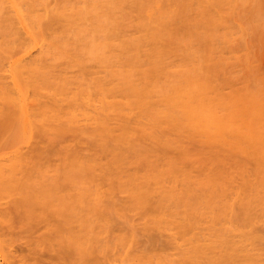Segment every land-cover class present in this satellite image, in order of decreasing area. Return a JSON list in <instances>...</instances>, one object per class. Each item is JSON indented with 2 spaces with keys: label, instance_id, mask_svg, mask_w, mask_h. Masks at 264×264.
Instances as JSON below:
<instances>
[{
  "label": "bare ground",
  "instance_id": "obj_1",
  "mask_svg": "<svg viewBox=\"0 0 264 264\" xmlns=\"http://www.w3.org/2000/svg\"><path fill=\"white\" fill-rule=\"evenodd\" d=\"M250 1L0 0V151L11 129L24 130V141L38 138L29 152L18 147L0 158V206L11 203L0 207V227H12L13 213L45 225L62 264H264L256 227L264 222V84L257 95L233 87L231 63L242 59L224 54H237L239 30L250 39L234 24L238 14L251 15L241 12ZM35 47L37 56L25 59ZM87 60L104 75L89 77ZM59 63L80 74L56 71ZM224 131L245 138L230 147L233 135ZM69 136L83 137L91 152L80 153ZM133 212L171 230L176 252L129 253ZM118 217L126 223H114ZM4 238L0 252L13 243ZM11 257L0 264H13Z\"/></svg>",
  "mask_w": 264,
  "mask_h": 264
},
{
  "label": "rangeland",
  "instance_id": "obj_2",
  "mask_svg": "<svg viewBox=\"0 0 264 264\" xmlns=\"http://www.w3.org/2000/svg\"><path fill=\"white\" fill-rule=\"evenodd\" d=\"M252 1H250V2L253 5L248 3L247 7L246 6L243 7L242 11L241 10L240 11L243 12V13L246 12L245 14H247V12H248L249 14L252 15L251 11H249L247 8H249L250 5H251L252 8H255V7L259 8L260 5H261V7H260L261 9L259 8L260 10L258 12H259L260 17H264V16H261V14H260L261 10L264 11V6H262L264 4L261 3V2H264V0H254L253 3H252ZM256 1L258 3H256ZM246 4H247V2H246ZM257 4H258L259 7L257 6ZM253 6H255V7H253ZM251 7H250V10H252V12L255 11V13L258 14V12H257L258 9L255 8L256 10H253V9H251ZM223 8H225V6ZM244 8H245V12L243 11ZM227 9H229V8L227 7ZM237 10H239V9H237ZM262 11H261V13L264 14V12H262ZM233 12H236L235 8L233 9ZM241 12H239V13H241ZM255 13H253V14L256 15V19L257 20H255V16L253 17L254 18L253 19L251 17V15L249 16L247 14V16L241 17V15H243V14H240V16H239L238 13H235V14H238L237 17H236L238 21H236V20H235L236 22L233 21V22H235L234 23L236 25L235 27L238 26L241 29V26H242L243 30H244V28H247L246 31H248V32L245 31V36H244L243 33L242 34L246 38H248L249 37L248 34H250L251 36L249 38L251 39V37L253 36V38H252L253 41L250 42L251 41L250 39L244 40L243 38H238V37H241L240 32H243V31H240L238 29L239 30L238 33L236 32L233 35V36H235L234 37L235 38V42L232 41V44H233V42L236 44L234 48L238 47L237 48L238 51L236 50L237 54L232 52V47H233L234 44L232 45L231 50H230L232 53L230 54V52L225 51L224 54L227 53V55H225V57L227 56L226 58H228V60H227L228 62L230 61L229 59L234 57L232 54L237 55L238 58L241 57L240 59H242V60L238 59L240 62L237 61L236 58H235V60L237 61V63H241V64H242V62H244L242 65L244 66V64H245V66H246V69H244L245 66L244 67L240 66L241 64L240 65L239 64H233V63H236V62L231 63L232 65L230 63L229 64L227 63V65L234 66L233 67L234 69L232 67L231 68L233 69L232 71H234V75L236 76V78H235V76H231V73H232V72L230 73L231 69L229 70V72L226 71L227 75H225V77H229V76L234 77L232 79H234V81L236 80V82L232 83L233 87H236V88L238 87V89L241 91V88H239V87H242V86L244 87L245 86L244 88L242 87L243 89H245L248 86V88H246L247 90L250 89V91L251 90L255 91V89H257V91H256V95H257L261 90H264V89H262L264 87H262V85H261V84H264V41H262V40H264V36H261V35H264V30H262V29H264V26H262V25H264V20H262L260 22L261 18L259 19V15L255 14ZM257 16H258V18H257ZM245 17H248L249 20H248V18H246V20H245ZM251 18L254 20V23H253V20ZM262 19H264V18H262ZM244 20L246 22L247 21H249V22L246 23ZM241 21H243V22H241ZM256 21H257V24H256ZM250 23L254 24V25H251ZM258 23H261L260 27L262 26L261 27L262 29L260 28V32L261 33L258 32L259 31V29H258L259 28L258 27L259 24ZM234 24H233V26H234ZM246 25L249 27V30H248V27H246ZM243 26H244V28H243ZM256 28L258 30H256ZM254 29L257 31V33L255 32ZM235 31H237V30L235 29ZM249 31L251 33H249ZM92 32H93L92 34H94V31H92ZM128 33H134V31L131 29V27L128 28ZM254 34L258 35L257 36L258 38H256V40L258 39L257 40L258 43H255V44H253V42L255 41L254 38L256 37V35H254ZM259 34H260V36H259ZM260 37L262 38V40H261ZM232 39H233V37H232ZM1 40L2 39L0 37V42H1ZM243 40L246 41V43H248V42L251 43V47L250 48H249L250 45L247 44L248 50H247V48H245L246 45L244 44ZM238 42H239V44L241 46H239V44H237ZM256 44H258V45H256ZM242 46H245V47H242ZM227 50H229V49H227ZM39 51H40L39 47H35L24 58L25 59H29V58L35 57V56H37ZM233 51L235 52V50H233ZM246 53H249V55L246 54ZM250 53H251V55H250ZM228 54H229V56L231 58L228 57ZM16 55H18V54H16ZM19 55L21 56V54H19ZM20 56H18V57H20ZM18 57L16 56V58H18ZM251 57H253V60H252ZM245 59H247V60H245ZM248 59H251V61L250 60L248 61ZM232 60L235 61L234 58L231 59V62H232ZM87 61H88L87 62V66H88L89 77H93V76L102 77L104 75L103 70L100 67H98V65L95 64L94 61H91V60H87ZM250 62H252V63H250ZM4 63H6V60L4 61ZM249 63H250V66H249ZM58 65L59 66L57 67L56 71H60V70H63V69L66 68V65L64 63H59ZM229 68H230V66H229ZM246 71H247V76L245 75ZM66 72H67L66 73L67 76L76 77L77 75L80 74V69H79V67H68V68H66ZM2 73L3 74L4 73L7 74L6 70H5V72H2ZM259 86L262 87V88L260 87L261 88V89H259L260 91L258 90ZM251 88H255V89H251ZM230 89H231V87L229 85H226L224 91L226 93H229ZM254 91H253V93H254ZM261 93H264V92H261ZM220 113H222V112H220ZM237 121L235 120L236 124L233 121H232L231 124L234 123L235 127L240 125L242 130H243L242 132H244V131L246 133L248 132L249 133V134L247 133L248 136L245 134V132L241 133V134L246 135V139L248 137L250 138L251 135L253 136L252 131H250L246 127H244L245 125L243 124L244 123L243 121H240V120H237ZM234 124H233L232 127H234ZM18 128L19 127H17L16 129L15 128L11 129L12 131L9 130L5 135H3V139H2V143H1L2 150L0 151V158H6V157L10 156L14 152V150L17 149L18 147H20L24 152H29V150L31 148H33L32 146H34L36 144L35 142H37L38 138L35 135L33 137L29 138L28 140L24 141L26 139V134H24V130H22L21 128H19V129ZM20 131H21V134H20ZM228 132L226 133L224 131V133H226V134L223 133L222 135H224V136L225 135H227V136L233 135L234 137L236 136V135L232 134V132H229V133ZM219 133H222V132L219 131ZM215 135L217 136L218 132H216ZM220 136L221 135H219V137ZM233 136H231L232 138L231 137L230 138L235 143L233 141L230 142L231 143L229 145L230 147L232 145L233 146L237 145V143L240 144V142H242L241 140H244V138H245V136H243L244 137L243 138L240 135V136H238V137H241L239 139L240 141L239 140L235 141ZM221 137H222V140L224 141L223 136H221ZM238 137H235V138H238ZM212 138L211 139L208 138L207 140H205L207 142L211 141L210 142L211 146L209 145L210 143L208 144L209 147H212V142L214 141V140H212ZM217 138L218 137H216V139ZM230 138L229 139L227 138V140L230 141ZM21 140H22V142H21ZM219 140L221 142V139L218 138L216 140L217 142L214 143V144L217 145ZM18 141H20V142H18ZM85 141L86 140L83 137L81 139H74V138H72L70 136L66 140L67 143L71 144L74 147H77L78 150L80 151V153H82L83 155L84 154H88V153L91 152L90 147L88 148L86 146L87 143ZM198 142H199L198 146H201V147L205 146L204 144L206 142H204V140H203L204 144L201 143L199 140H198ZM214 144H213V147H215ZM221 144H220V147L222 146L221 148H223V147L224 148H226V147L228 148V145H227L228 143L224 144V145H226V147L223 144L222 145ZM208 145H206L205 147H207ZM218 147H219V145H218ZM104 161H105V158H102L101 162H104ZM58 163H59V157L57 155L53 156L51 161H50V164L52 165V167H53V165L58 164ZM227 163H228L227 164V168H228L229 172H231V174L233 176H236L233 164L230 162V160L227 161ZM199 166L201 168V165H198V164L195 163L194 170L196 172L199 169L198 168ZM250 167L252 168V165H249V169H251ZM236 179H237V181H239L238 176H236ZM117 199L120 202H122V201L127 200L128 197L124 193H118L117 194ZM105 206H106V203L103 205V208ZM0 207H1V209H6V208L9 209L11 207V203L8 200H2ZM13 216H14L13 221H12V223L10 222L12 224V227L10 226L11 228L9 230H8V228H9L10 224L7 226V224L5 223L6 225H5L4 229L2 228L4 224L0 225V226H2V227H0V229H1L0 230L1 238H4V236H6V238H7L8 236H10L11 237L10 241H11V239L13 240V243H11L12 244L11 247H8L7 250L5 248V250H3L4 253L2 251L0 252V254L3 255V258H2V255H0V261L1 262H4L6 260V258H7V261H5V262L8 263V261H9L8 257L9 256H13V257H11L13 259L12 260L13 264H25V263H27V264H31L32 263L33 264L34 262H38L39 264H62L63 259H62L61 249H60V246L58 245V243L55 242V241H47V240L44 239L45 235L48 232V229H47L48 227H46L45 225L40 224V223H38L37 225L32 226V225H29L28 223H26L25 221L21 222L19 220V218H18V214L17 213H13ZM130 216H131L130 220H132L133 224L135 225V227H134L135 238L131 242L130 246L126 247L127 251L129 250V253H131L132 255H135V256L141 255L142 259H144V258L146 259L147 257H150V258H151V256L154 257V255H156V254H158V255L159 254H161V255L162 254H174L176 252V249L170 243L171 239H172V236H171L172 231L171 230H160V229L157 230V229L153 228L151 225H148L147 218H144V217L140 216V214H138L137 212L130 213ZM115 218L117 219V217H115ZM115 218L113 219V222H114ZM120 218H119L118 221L115 220L116 222H114V223H117L119 225L121 223L125 224L126 220H124L123 218H121V219H123V220H121ZM123 221H125V223ZM256 227H257V230L260 232V234L264 235V222L258 223L256 225ZM2 232L4 233V235L2 234ZM6 240H8V238ZM9 250L11 251L12 255H11V253L7 254ZM5 252H7V253H5ZM5 255L8 256V257L5 258ZM117 262H116V264H117ZM113 264H114V262H113Z\"/></svg>",
  "mask_w": 264,
  "mask_h": 264
}]
</instances>
